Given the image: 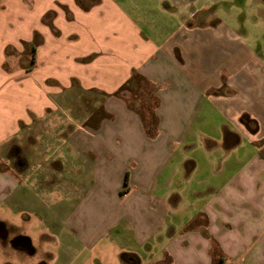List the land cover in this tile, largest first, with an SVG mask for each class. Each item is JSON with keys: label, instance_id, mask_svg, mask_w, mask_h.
<instances>
[{"label": "crops", "instance_id": "crops-1", "mask_svg": "<svg viewBox=\"0 0 264 264\" xmlns=\"http://www.w3.org/2000/svg\"><path fill=\"white\" fill-rule=\"evenodd\" d=\"M16 1L0 0V158L21 162L0 170V202L32 161L79 203L66 234L84 249L119 237L123 264H264V48L190 0ZM11 47L35 61L14 66Z\"/></svg>", "mask_w": 264, "mask_h": 264}, {"label": "rangeland", "instance_id": "rangeland-1", "mask_svg": "<svg viewBox=\"0 0 264 264\" xmlns=\"http://www.w3.org/2000/svg\"><path fill=\"white\" fill-rule=\"evenodd\" d=\"M22 1L25 0L16 2ZM190 1L191 13L193 10L200 11L194 18H206L211 23L226 22L241 36L251 39L255 46L260 44L264 48V0ZM9 51L13 55L14 66L30 64V49L19 52L11 47ZM3 158H0L2 163L4 162L0 164L1 171L12 166L17 167L21 162L20 157L12 158L10 153L7 156L4 154ZM30 163L33 164L29 170L33 179L27 178L26 184L21 183L19 188L10 193H7V189L1 195L0 220L7 227L18 229L28 236L33 251H19L8 242L5 244L0 240V264H96V258H100L103 264H123L121 252L128 248L133 250V245L118 237V234L123 236L121 227L116 228L117 240L112 238L111 242L103 241L84 249L79 240L71 238L68 235L70 233L66 234L70 232L69 217L76 212L79 203L75 204L77 200H73V196L61 201L59 195L55 196L53 191L55 172L49 171L47 175H50V179L44 183L46 175L43 177L38 169L32 172L35 163ZM138 252L137 254L144 258V251Z\"/></svg>", "mask_w": 264, "mask_h": 264}, {"label": "flooded vegetation", "instance_id": "flooded-vegetation-1", "mask_svg": "<svg viewBox=\"0 0 264 264\" xmlns=\"http://www.w3.org/2000/svg\"><path fill=\"white\" fill-rule=\"evenodd\" d=\"M0 240L3 243L10 244L14 249L19 251H33L32 242L23 232L18 229H13L11 226L7 227L3 221L0 220Z\"/></svg>", "mask_w": 264, "mask_h": 264}, {"label": "trees", "instance_id": "trees-1", "mask_svg": "<svg viewBox=\"0 0 264 264\" xmlns=\"http://www.w3.org/2000/svg\"><path fill=\"white\" fill-rule=\"evenodd\" d=\"M94 2H95V1H94ZM77 3H78L80 6H83L84 8H86L87 6H89V4H91V3L86 4V3L84 2V0H77ZM34 55H35V48L33 47V48L31 49V61H32V62L35 61V57H34ZM125 88H126V86H122L116 94H121V92H122ZM131 107H132V105H131ZM241 120H242L243 124H244L249 130H251V131H253V132H254V131H257V129H258V124H257V122H256L254 119H251V117H249L248 115H243V116L241 117Z\"/></svg>", "mask_w": 264, "mask_h": 264}]
</instances>
